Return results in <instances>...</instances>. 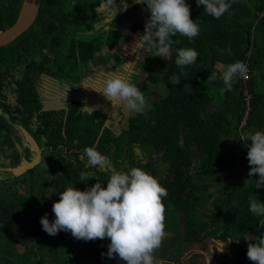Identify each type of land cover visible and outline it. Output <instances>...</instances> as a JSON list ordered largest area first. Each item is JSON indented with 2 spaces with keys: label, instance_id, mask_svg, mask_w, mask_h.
<instances>
[{
  "label": "trees",
  "instance_id": "16d2710c",
  "mask_svg": "<svg viewBox=\"0 0 264 264\" xmlns=\"http://www.w3.org/2000/svg\"><path fill=\"white\" fill-rule=\"evenodd\" d=\"M22 1L0 0V32L15 22ZM228 2L229 11L216 19L203 5L197 7L196 0H186L199 35L189 40L177 34L172 40L179 43L171 45L168 57H155V49H150L137 63L139 72L130 79L151 108L128 119L126 129L114 135L104 126V114L85 111L79 101L43 110L36 85L42 75L78 84L84 74L105 65L107 56L112 69L121 67L115 51L124 28L144 31L145 25L133 21L127 26L124 17L146 5L118 11L114 19L96 10L101 0H40L30 27L0 47V90L9 77L18 119L33 123V138L41 150L40 162L32 169L33 183L26 177L20 181L22 193L0 187V264H81L94 243L110 241L78 240L67 231L50 236L40 224L45 214L54 220L52 204L71 183L83 191L98 179L106 187V170L86 166V146L96 147L118 170L140 167L160 173L158 182L168 193L163 198L166 236L158 250L160 260L176 264L201 244L219 241L233 245V258L221 264H252L244 239L256 242L264 232V216L251 213L249 202L264 204V186L256 188L258 174L249 176L250 141L241 138L246 131H264V0ZM116 3L119 7L120 0ZM180 48L196 50L197 62L177 66ZM103 49L114 53L103 57ZM237 60L247 63L248 79L234 78L231 91L222 92L216 65ZM174 76L181 80L177 85ZM150 87L157 88L159 97L147 92ZM11 142L3 135L0 151L12 152L16 165L19 156ZM82 172L95 177L80 181Z\"/></svg>",
  "mask_w": 264,
  "mask_h": 264
},
{
  "label": "clouds",
  "instance_id": "9594fccd",
  "mask_svg": "<svg viewBox=\"0 0 264 264\" xmlns=\"http://www.w3.org/2000/svg\"><path fill=\"white\" fill-rule=\"evenodd\" d=\"M146 5L150 16L144 25V34L135 43L134 51L146 46L155 49V57L165 58L171 54V45L179 43L172 37L179 34L193 40L200 33V28L190 16V6L186 0H134ZM197 7L204 6V11L213 18L219 19L229 11L228 0H196ZM98 12H105L116 17L118 11H127L126 0H101ZM229 54L230 50H229ZM198 52L192 48L177 49L175 64L179 67L195 64ZM130 64V63H127ZM247 66L242 61H235L222 66L221 79L224 88L231 91L234 77L246 74ZM210 79L216 76L211 74ZM208 78V79H209ZM181 82L174 76L172 83ZM100 93L112 106H121L125 111L143 114L151 105L147 102L143 91L132 80L119 72L109 73L102 82L91 88ZM93 111L91 107H85ZM247 160L250 167L249 176L258 174L256 188L264 186V131L257 130L248 138ZM83 155L87 159V167L102 166L108 179L106 187L100 180L85 190L73 186L59 192V200L53 202L54 220L47 215L40 218L42 229L50 236L59 231L70 232L71 235L84 241L103 240L108 238L107 256H118L125 264H163L157 256L165 239V212L163 198L167 190L158 180L140 167H131L127 171L118 170L111 160L101 154L96 147L86 146ZM95 177L93 173L82 172L80 181L87 182ZM251 213L264 216V204L258 199L250 200ZM239 242L240 239H235ZM247 259L252 264H264V232L256 237V242L248 239ZM210 260V259H209Z\"/></svg>",
  "mask_w": 264,
  "mask_h": 264
},
{
  "label": "rangeland",
  "instance_id": "374dc122",
  "mask_svg": "<svg viewBox=\"0 0 264 264\" xmlns=\"http://www.w3.org/2000/svg\"><path fill=\"white\" fill-rule=\"evenodd\" d=\"M96 10L98 11V9ZM149 16L150 11L147 9V7H140L137 10L129 11L127 17H124L123 22L127 26H129L133 21L144 24L149 18ZM143 34L144 31L142 30L132 32L128 27L124 28V31L122 33L123 36L121 39H119L115 51L119 54L118 57L122 60V66H118L115 69V72L124 74L129 78H131L133 75L138 74L139 69L137 67V63L141 61V59L145 58V56L150 51V48H148L147 46L144 49H137L136 51L133 50L136 41ZM112 53H114V51L108 49H103L101 51V55L103 57ZM111 62L112 61H110L109 56H107L104 63L111 65ZM107 74L108 70L105 69V67H102L101 65V67L94 69L93 74H84V76H82L81 78L82 82L77 86H68V84L64 83L61 88V93H59L55 97H52V94H50L49 91H45V88L40 84L37 85L38 92L43 98V105L45 108L57 106L64 99H66L64 97H69L70 95L76 97L81 94L80 99L84 101V107H91L93 109H99L101 111L106 112L108 115L106 124L113 123V131L115 132V134H118L126 128L127 118L130 116L135 117L136 114L125 111L121 106H112L109 101L104 100V97L100 93L91 89L93 87L98 86L102 82L104 76ZM155 76L158 77L159 73H156ZM91 82L93 83L92 85L90 84ZM147 92L153 95L154 98H157L160 95L156 87H150L149 90L147 89ZM120 111L123 112V115L120 113ZM249 135L250 132L246 131L243 134V138H247L249 137ZM156 158L157 157L155 156L154 159ZM157 173L149 174H151L158 180L160 173ZM109 243L110 241H105L100 244L94 243L89 257L81 264H125V262L122 261L118 256H115V254L112 258H109L107 256V245ZM232 248L233 245L230 242H206L204 246L203 244H201L197 247L196 250L184 254L176 264H221V260H224L226 258H233ZM158 254L159 253L157 252V256ZM163 264L172 263L163 262Z\"/></svg>",
  "mask_w": 264,
  "mask_h": 264
},
{
  "label": "flooded vegetation",
  "instance_id": "af4514ba",
  "mask_svg": "<svg viewBox=\"0 0 264 264\" xmlns=\"http://www.w3.org/2000/svg\"><path fill=\"white\" fill-rule=\"evenodd\" d=\"M15 62V61H14ZM110 64H105L102 65V67H105V69L108 70L109 73L115 72L114 69L111 68ZM101 67V66H100ZM98 68V67H97ZM94 68V69H97ZM117 68V67H116ZM93 69V71H94ZM93 74V72L89 73ZM84 76V75H83ZM17 77H14L13 80H15ZM82 78V77H81ZM82 82L80 79V82L78 84H71L65 80H57L54 77L42 75L40 76V79L37 83L42 85L45 88V91H49L50 94H52V97L57 96L59 93H61V88L64 83L68 84V86H77ZM91 85L93 84L92 82L90 83ZM36 85V90L37 93L41 99L42 103V109L43 110H59V109H64L65 108V103L68 100H76L82 103V108L85 111L91 112V110H87L84 107V101H82L81 94L78 96H69V97H64V99L60 104L54 107H49L45 108L43 105V98L40 96L38 92V86ZM48 85V87H47ZM3 87V91L0 90V141L3 137V135H6L9 137V139L12 141L13 149L16 152V154L19 156L18 162L16 161V165H12V159H13V153L10 151H5L4 155L0 151V187L7 188L9 189L10 192H17V193H22L24 190L23 185L21 184V180H23V177L27 178V183H33V172L32 169H27L25 172L21 174H15L13 171L21 166L29 164L34 158H35V153L32 152L29 148V144H27L24 141L23 135L21 131H26L30 137L33 138V133L32 131L34 130V125L33 123L31 124H23L21 120L18 119V112L17 106H16V95L12 91V86L9 83V77L3 80V84L1 85ZM104 100H106L104 98ZM119 109V108H118ZM93 111H99L100 113L105 115V121H104V126L108 127L109 130L114 134L115 132L113 131V123H108L106 124V120L108 119V115L106 112L101 111L99 109H93ZM120 113L123 115V112L120 111ZM134 116H130L127 118L128 119L132 118ZM127 125V123H126ZM34 139V138H33ZM36 142V141H35ZM41 159V157H40ZM39 164V163H38ZM31 171V172H29ZM31 173V174H30ZM19 188V189H18Z\"/></svg>",
  "mask_w": 264,
  "mask_h": 264
},
{
  "label": "water",
  "instance_id": "95a60500",
  "mask_svg": "<svg viewBox=\"0 0 264 264\" xmlns=\"http://www.w3.org/2000/svg\"><path fill=\"white\" fill-rule=\"evenodd\" d=\"M40 0H23L17 14L15 22L7 29L0 32V47L6 46L22 35L34 22L39 8ZM139 3L134 1L128 4V8H132ZM24 141L29 144V148L35 153V158L27 165L16 168L13 172L21 174L27 169H31L40 162L41 150L35 140L28 135L26 131H21Z\"/></svg>",
  "mask_w": 264,
  "mask_h": 264
},
{
  "label": "built area",
  "instance_id": "2783aa9c",
  "mask_svg": "<svg viewBox=\"0 0 264 264\" xmlns=\"http://www.w3.org/2000/svg\"><path fill=\"white\" fill-rule=\"evenodd\" d=\"M245 64H246V66H247V63H246V62H245ZM248 73H249V72H248V66H247L246 74H244V75H238V76H236V77H234V78L245 81V80L248 79ZM246 115H247V109L245 110V112H244V117L242 118V120H241V122H240V127H242V126L245 124ZM242 138H243V137H242ZM241 141L244 142V139H241Z\"/></svg>",
  "mask_w": 264,
  "mask_h": 264
},
{
  "label": "crops",
  "instance_id": "0c3cea01",
  "mask_svg": "<svg viewBox=\"0 0 264 264\" xmlns=\"http://www.w3.org/2000/svg\"><path fill=\"white\" fill-rule=\"evenodd\" d=\"M222 66H223V65L217 64V65H216V68L219 69V70L222 72Z\"/></svg>",
  "mask_w": 264,
  "mask_h": 264
}]
</instances>
